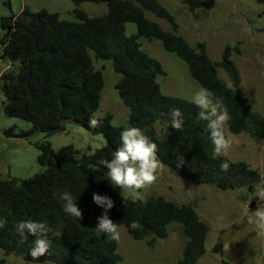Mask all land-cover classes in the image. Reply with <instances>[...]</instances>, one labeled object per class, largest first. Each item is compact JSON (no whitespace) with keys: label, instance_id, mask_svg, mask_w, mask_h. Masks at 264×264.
Instances as JSON below:
<instances>
[{"label":"trees","instance_id":"obj_1","mask_svg":"<svg viewBox=\"0 0 264 264\" xmlns=\"http://www.w3.org/2000/svg\"><path fill=\"white\" fill-rule=\"evenodd\" d=\"M70 1L75 6L76 22L62 20L58 14L44 9L37 12L23 9L17 15L1 19L3 55L12 62L11 68L0 75V92L5 99L3 113L30 124L21 136L43 133L48 138L64 132L70 123L91 135H101L105 144L89 155L80 156L72 146H62L54 152L45 138L36 144L39 173L23 180L0 178V217L7 220L0 229V251L5 257L14 255L29 263L119 264L117 241H106L94 231L97 218L104 211L92 201V194L98 193L114 201V207L107 213L109 218L124 226L134 240L148 239L151 248L156 240L167 238L171 223H180L187 241L176 264H197L206 252L208 227L192 207L176 205L161 197L145 201L124 198L106 182L94 180L93 168H98L100 159H111L124 127L113 126L111 115L95 116L104 80L92 56L111 62L113 71L120 76L115 89L128 110L127 127L140 128L157 145V156L163 166L195 185H211L220 190L247 187L253 191L256 185L264 184V178L245 162H232L214 154L206 124L197 118L199 109L192 102L161 93L156 78L164 72L155 59L142 51L138 38L160 41L164 50L186 64L200 87L223 98L231 117L227 131L263 139L264 117L252 110L240 91L241 76L230 61L231 48L225 47L221 60L213 62L204 43L190 47L176 32L173 16L158 0ZM256 2L264 4V0ZM82 3L104 4L106 13L88 16L80 8ZM184 3L189 11L203 6L201 0ZM146 13L168 23L170 31L149 20ZM127 23L135 25V35L125 34ZM218 68L232 82V88L218 77ZM172 108H179L183 114L181 131L173 130L167 115H162ZM93 116L100 122L94 129L88 124ZM157 126L164 130V137ZM178 155L185 161L180 168L176 167ZM223 162L229 164L228 171H221ZM100 169L106 174L107 169ZM63 191L76 197L82 220L63 212V202L58 199ZM26 220L46 222L49 228L46 233L51 243L49 253L38 260L29 255L36 237L30 235L21 244L14 230L16 223ZM133 221L140 227L135 230L128 227ZM220 249L217 244L213 251Z\"/></svg>","mask_w":264,"mask_h":264},{"label":"rangeland","instance_id":"obj_2","mask_svg":"<svg viewBox=\"0 0 264 264\" xmlns=\"http://www.w3.org/2000/svg\"><path fill=\"white\" fill-rule=\"evenodd\" d=\"M158 1L173 16L176 32L192 48L204 43L213 62L221 60L225 47L231 48L230 61L241 76L240 91L252 110L264 117V4H258L256 0H201L202 7L189 11L184 0ZM74 8L70 0H0V21L17 15L23 9L31 12L44 9L58 14L62 20L76 22ZM80 8L88 16L106 13L104 4L82 3ZM146 16L163 30L170 31L165 21L151 13H146ZM3 34L0 25V38ZM125 34L135 35V25L127 23ZM138 42L142 51L155 59L164 72L163 76L156 78L161 93L191 102L200 86L190 75L186 64L175 54L164 50L158 40L149 41L141 37ZM92 60L104 80L95 116L111 115V124L125 129L128 110L115 89L120 76L113 71L110 61L95 60L93 56ZM6 69H9L7 61H0V73ZM217 75L223 82H228L222 69H217ZM4 100L0 92V178L27 179L41 171L36 144L46 137L43 133L21 136L30 124L6 116L3 113ZM157 129L164 137V130L160 126ZM7 131H10L9 135L5 134ZM226 136L232 140V146L222 157L232 162H245L264 178V138L251 137L246 133L232 134L227 130ZM46 140L54 152L62 146H72L80 156L89 155L105 144L101 135H91L70 123L66 124L64 132ZM105 175L101 169L93 168L94 180L111 186ZM113 189L124 198L145 201L161 197L176 205L192 207L208 227L204 245L206 252L197 264H264V232H258L255 225L248 222L249 206L253 204L252 210L257 207V196L264 190V184L256 185L253 191L247 187L220 190L211 185H195L163 166L158 170L156 182L140 190L138 195ZM118 231L121 237L117 241V253L121 256L119 264H176L187 241L182 225L177 222L167 227V238L156 240L152 248L147 245L148 239L134 240L124 226H118ZM217 244L221 249L214 252ZM0 264H25V261L14 255L5 257L0 251Z\"/></svg>","mask_w":264,"mask_h":264},{"label":"clouds","instance_id":"obj_3","mask_svg":"<svg viewBox=\"0 0 264 264\" xmlns=\"http://www.w3.org/2000/svg\"><path fill=\"white\" fill-rule=\"evenodd\" d=\"M0 56H3V51H0ZM7 65L8 68H11V60L7 61ZM226 87L232 88V82L228 81ZM191 102L199 109L197 118L206 124L205 131L209 134L208 138L213 145L214 154L216 156L227 155L232 146V140L225 133L231 117L224 105L223 98L216 97L212 91L201 86L192 96ZM162 115H167L173 130L181 131L183 129L184 119L179 108H172L169 113ZM88 124L90 128L94 129L99 127L100 122L93 116L90 117ZM157 152V145L140 128L129 125L120 132V143L113 151L111 159L98 161L97 171L101 167L107 169L104 177L109 181L111 187L119 188L121 192L127 190L138 195L139 190L146 189L156 182L158 170L163 167ZM176 161L177 168L185 164L182 155H178ZM220 169L228 171L229 164L221 163ZM58 199L63 202L62 210L66 215L72 216L78 221L83 219L82 211L76 203V197L68 191H63L58 194ZM92 201L104 210L97 218L94 231L102 234L106 241H119L121 237L118 225L107 214L114 207V201L110 197L98 193L92 194ZM256 203L257 207L254 210H248V222L254 224L258 232H264V190L259 192ZM6 223V218L0 217V229H3ZM128 227L135 230L140 227V224L133 221ZM14 230L20 237L21 244L30 235L36 237L29 251L33 260H38L49 253L51 243L46 238V233L49 231L46 222L21 221L15 224ZM25 264H29V262L25 261Z\"/></svg>","mask_w":264,"mask_h":264},{"label":"water","instance_id":"obj_4","mask_svg":"<svg viewBox=\"0 0 264 264\" xmlns=\"http://www.w3.org/2000/svg\"><path fill=\"white\" fill-rule=\"evenodd\" d=\"M5 60V56L3 55V56H0V61H4ZM252 207H253V204H251L250 206H249V209H252Z\"/></svg>","mask_w":264,"mask_h":264},{"label":"flooded vegetation","instance_id":"obj_5","mask_svg":"<svg viewBox=\"0 0 264 264\" xmlns=\"http://www.w3.org/2000/svg\"><path fill=\"white\" fill-rule=\"evenodd\" d=\"M3 45H4V42L2 41V38H0V51H3Z\"/></svg>","mask_w":264,"mask_h":264}]
</instances>
